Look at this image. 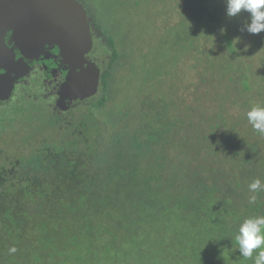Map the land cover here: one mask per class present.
Wrapping results in <instances>:
<instances>
[{
	"label": "trees",
	"instance_id": "obj_1",
	"mask_svg": "<svg viewBox=\"0 0 264 264\" xmlns=\"http://www.w3.org/2000/svg\"><path fill=\"white\" fill-rule=\"evenodd\" d=\"M225 8V0H201L195 7V17L196 20L203 21L206 29L201 33L194 31L189 33L191 44L188 47L173 42L174 50L180 53L172 60L175 65L178 64L175 63L176 61L180 63L181 58L193 50L197 52L193 55L195 61L193 65L196 68L203 66L199 71H192L193 77L198 78L196 82L205 79L207 72L211 75L209 79L206 78L211 82V86L206 87L205 91L200 90L199 93L196 92L195 84L193 86L190 84V74L185 80L186 85L178 86L182 78L181 70L184 68L182 65L178 70V77L171 81L172 94L177 93L179 88V97L193 103L194 113L197 115L194 116V120L187 123V127L182 125L179 129L175 127L172 129L173 126L170 129L162 127L157 133L147 134L145 140L138 144L139 146L118 145L117 147L122 146V148L115 151L117 154L115 157H122L127 152L125 160L133 156L132 166L138 162L154 163L152 168L154 167L157 172L156 180L160 179L164 188L151 189L147 185L140 193L136 190L138 192L135 197L130 199L133 212L130 210L131 213L124 216L126 220L124 218L120 221L116 218L111 220L97 218L95 221L85 219L78 229L51 227L49 233L51 232L50 235L55 237L57 244L55 257L46 250L47 229L36 225L34 226L36 236H32V239L27 237L25 233L27 228H24L29 217V212L25 209L26 201L20 198L19 208L22 209H18V214L11 213L10 216V210L5 207V201L2 199L0 212L6 224L0 228V242L5 244L6 248L4 254L0 256V264H253V260H245L240 256L235 235L239 223L244 219L264 215V191L256 194L257 201L254 204H250L248 197L245 196L248 192L246 187L251 182L247 180V175L251 172L250 155L263 146L261 139L263 135L259 133L250 143L243 145L240 133L245 130L239 129L240 133L233 130L235 123L238 122H233L234 127L230 128L229 126L232 125L226 124L227 120L221 118L225 113L213 114V112L222 110L225 112L231 105L229 101L238 103L239 110L245 108L243 98L250 106V102L253 101L250 100L253 95L251 92H254L255 88L249 83V77L253 84L264 77L255 78L254 71L248 74L251 66L242 58L245 55L259 57L264 53V32L252 35L243 31L244 25L250 22L248 13L242 12L239 16L228 17ZM179 12L180 19L174 16L173 22H179L189 13L186 14L184 7ZM89 20H92L91 26L92 24L93 26L90 27L92 32L101 37L103 30L93 17L88 19L89 26ZM90 34V48L96 56L99 50L96 49L95 37L91 31ZM104 37L111 46V54L108 60L101 59L105 63L97 61L98 68L100 64H105V67L103 73L98 74L96 90L88 95V97L91 96L90 98L83 101L84 111H81L79 121L76 124L65 123L59 136L53 138L49 134L41 133L39 139L34 138L37 143L35 145L32 140L34 134L39 135L42 132V129L35 128L34 134L30 131L27 135L19 134L21 145L19 148L12 149L10 145L15 140L13 136L16 118L30 117L32 114L29 112H35L33 116L37 117L39 114L29 108L32 105L29 97L19 101L11 97L10 100L6 99L0 103V126L11 125L13 128L11 132H0V154L3 155V158H0L1 194L4 191L3 185L12 183L10 179L16 178L14 173L19 174L18 179H20V176L36 174L42 170L49 171L62 152L68 155L72 152L69 151L70 149L76 151L78 146L84 148L86 155H91V164L100 167L102 171L111 173V169L119 163L118 161L109 168L112 162L110 156H106L105 161L101 162L100 156H96L98 151L92 150L91 144L84 136L88 126H95L93 109L99 105L102 106L109 98L110 80H113L111 74L119 72L113 64L123 54L122 52L120 54L117 41L115 42L113 37L107 35ZM242 41L246 42L247 46H242ZM213 44L218 49L225 47L240 60L236 63L229 60L225 63H221L220 60H211L216 59ZM176 45L180 47L179 50L176 49ZM261 60L264 61V58ZM261 60L258 62L263 63ZM185 69L190 68L185 67ZM222 69L227 73L234 69L229 78H235L234 83L237 79L236 84L228 82L230 85L223 86L228 76L224 77ZM215 83H220L221 95L214 91ZM97 91L101 92V95L94 100ZM245 92L249 94L248 97L244 94ZM234 94L237 98L230 99L229 97ZM199 99L206 100L210 104L207 108L204 105L203 108ZM214 102L219 106H216ZM259 105H264V99L259 102ZM49 110L52 111L49 116H53L50 118L53 124L66 121V117H69L72 112L59 113L53 108ZM202 110H208L209 115H201ZM84 121H92V123L88 126L85 123L82 125ZM249 126L252 127L251 124ZM66 131L68 132L65 133ZM64 133L68 134L66 140H63ZM1 141H4L6 145ZM31 144H33L32 147L28 148L27 146ZM23 145L26 147L23 148ZM10 149L20 153H14ZM6 151L13 152L17 158L12 159L13 157L8 156ZM54 155H56L55 159ZM66 166L69 165L66 164ZM231 170L234 177L236 175L242 178L245 175L246 178L230 179ZM222 171H228L229 179L222 176ZM224 182H226L225 185H221ZM134 189L137 187H134L132 192ZM242 195L244 199L241 202ZM11 247H15L17 251L9 253Z\"/></svg>",
	"mask_w": 264,
	"mask_h": 264
},
{
	"label": "rangeland",
	"instance_id": "obj_2",
	"mask_svg": "<svg viewBox=\"0 0 264 264\" xmlns=\"http://www.w3.org/2000/svg\"><path fill=\"white\" fill-rule=\"evenodd\" d=\"M78 1L87 10V19L93 17L103 30L102 32H104L101 33V37L95 33L93 34L96 49L99 50V53L95 56L90 48L91 50H87L83 54L85 60L90 61L91 58L100 63L108 60L111 54V46L106 42L104 35L113 37L114 41H117L120 54L121 52L123 53L120 56L121 58L119 57L113 64L119 72L111 74L113 80H110L109 98L104 101L102 106L99 105L93 109L92 115L95 118L93 120L95 121V126H88L92 121L82 122V125L85 123L88 126L84 136L87 138L88 143L91 144L92 150L98 151L96 156H100L101 162L105 161L106 156H110L112 162L109 168L113 167L118 161L119 163L111 169V173L105 172V170L102 171L100 167L91 164V155H86L84 148L78 146L79 148L77 147L76 149L78 150L76 151L69 150L72 151L68 154L70 158L62 152L59 156L60 160L58 158V161L55 162V165L49 171L45 172L42 170L36 174L20 176V179H18L19 174L14 173L13 175L16 178L10 179L12 183L4 184L2 187L4 191L2 194L0 193V200L3 199L5 201V207L10 210V216L11 213L18 214V209H22L19 208L18 201L20 198L26 201L25 209L28 210L29 217L24 224V228H27L25 233L29 239H32V236H36L34 226L40 225L42 228L47 229L48 236H45V239L47 238L46 250L53 257L56 256L57 244L55 237L50 235L51 232L49 233L51 227L78 229L82 226L85 219L95 221L97 218H102L103 220L116 218L120 221L125 215L127 216L131 213L130 210L133 212L130 207V199L135 197L138 192L136 190H139L140 193L142 188L147 185L151 189L156 187L159 189L164 188L162 187L163 182L160 179L156 180L158 178L157 172L154 167L152 168L154 163L138 162L135 166H132L133 156L125 160L127 152L122 157H115L117 155L115 151L126 144L132 147L141 144L147 134L157 133L162 127L170 129L173 126L172 129L174 127L179 129L182 125L187 127V123L194 120V116L196 117L197 115L194 113L193 103L190 100L179 97V88H177V93L174 92L172 94L171 81L178 77V70L181 65L184 68L181 70L182 78L178 86L183 87L186 85L185 80L189 74L190 84L192 86L195 84L194 86L197 87L196 92L205 91L206 87L211 86V82L207 80L211 77L209 72L206 73L207 79H201L198 82H196L198 78L193 77L192 71H199L200 67H203L200 65L196 68L193 65L195 63L193 55L197 52L191 50L185 57L181 58L180 63L176 61L175 63H178L176 65L172 62L174 58L180 55L178 51L174 50L173 42H178L180 46L188 47L191 44V38H189L188 34L192 31L201 33L206 29L203 21L201 19L196 20L195 17V7L201 0ZM182 7L186 9V14L189 13L187 15L183 14L186 16L182 17L179 22H173L175 20L174 16L180 19L179 10H182ZM89 29L92 33L91 28ZM5 35L4 43L6 44ZM241 44H243L242 46H247L244 41ZM213 46L215 47L214 50H216V59L212 58L211 60H220L221 63H225L228 60L236 63L237 60H240L237 55L234 56L225 47L218 49L215 44ZM175 47L177 50L180 49L177 45ZM243 52L246 53V51ZM256 56L248 57L245 55L242 59L251 66L248 74L254 71L253 75L255 78L264 77V61L261 60L264 58V53L259 57ZM259 60L263 63H259ZM216 66H218V63H216ZM104 67L105 64H100L98 71L103 73ZM185 67L190 69L186 70ZM233 70L231 69L229 70L230 73H227L222 69L224 77L228 76L227 82L224 81L223 86L234 83L235 78H229ZM236 82L237 79L234 84ZM249 83L255 88L254 92H251L253 95L250 99L253 100L250 102V106L253 107L259 105V102L264 99V79L261 78L258 83L253 84L249 77ZM50 91L52 90L49 86L45 91L41 87H36L35 91H33L35 97L31 100L32 105L29 108L35 110L39 116H33L35 112H29L32 114L30 117L22 116L16 118L15 135L13 136L15 140L10 145L12 149L19 148L21 145L19 134L21 136L27 135L29 131L34 134L33 129H42L39 135L34 134L32 140L35 143L34 138L39 139L41 133L49 134L54 138L59 136L60 131L64 129L65 123L76 124L79 121L80 113L84 111L82 105L85 103L82 101L74 105L75 101H72L70 103L72 105L70 112H72L69 117H66V121L51 123L50 118L53 116H49L50 112L52 113L49 109L52 108V105L48 103L49 97L46 95ZM214 91L221 95L222 88L220 83H215ZM244 94L247 97L249 96L246 92ZM100 95L101 92L97 91L94 100L99 98ZM229 98L235 99L237 96L234 94ZM229 102H231V105L226 108L225 112L222 110L221 112H213V114L225 113L221 118L227 120L226 124L232 125L229 126L230 128L234 127L233 122L237 121L240 125L235 123L233 130L237 131V133H240L239 129L245 130L240 133V137L243 139L242 144L250 143L259 134L252 127L250 128V123L245 114L251 107L246 103L245 98H243V106L245 108L240 110L238 109V103L235 101ZM199 103L203 108L204 105L207 108L210 104V102L201 101V99H199ZM214 104L219 106L215 102ZM207 111L202 110L200 114L208 116L209 113ZM11 129H13L11 125L0 126L1 133L11 132ZM250 129L251 131H249ZM65 133L63 140L68 137V134ZM41 138L45 139L44 136H41ZM263 138L264 135L261 138L263 146L259 151H253V154L250 155L251 172L247 175V180H251V182L254 179H260L264 183ZM1 142L5 144L4 141ZM26 145H23V148ZM32 145L27 147L30 148ZM118 145L122 146L117 147ZM12 149L10 150L14 151ZM6 152L8 156L13 157L12 159L17 158L14 153H20L16 151L14 153ZM0 158L2 159L3 155L0 154ZM55 158L56 155H54ZM223 161L228 163L227 160L223 159ZM66 164L69 166H66ZM221 173L226 179H229V177L234 180L235 178H246L245 175L242 178H238L236 175L234 177L232 170L229 177L228 171H222ZM214 178L216 179V175H214ZM225 183L221 185L224 186ZM248 185L246 187L248 191L245 194L246 197L250 195ZM134 187H137V189L132 192ZM237 192H239V187H237ZM243 196L240 198L241 202L244 199ZM234 197L236 198L235 194ZM4 224H6V221L2 212H0V228ZM22 230L24 232V229ZM5 248L6 245L0 242V256L4 254Z\"/></svg>",
	"mask_w": 264,
	"mask_h": 264
},
{
	"label": "water",
	"instance_id": "obj_3",
	"mask_svg": "<svg viewBox=\"0 0 264 264\" xmlns=\"http://www.w3.org/2000/svg\"><path fill=\"white\" fill-rule=\"evenodd\" d=\"M7 31L13 45L24 52L36 51L45 43L55 44L70 66L71 83L82 81L74 70L85 61L83 54L91 47V34L86 9L78 0H0V68L6 70L14 63L12 48L4 43ZM93 68L88 81L82 76L87 90L77 91V97L91 95L96 90L99 71L96 64Z\"/></svg>",
	"mask_w": 264,
	"mask_h": 264
},
{
	"label": "flooded vegetation",
	"instance_id": "obj_4",
	"mask_svg": "<svg viewBox=\"0 0 264 264\" xmlns=\"http://www.w3.org/2000/svg\"><path fill=\"white\" fill-rule=\"evenodd\" d=\"M91 21L89 20V28L93 26V24L91 26ZM5 38L6 45L12 48L14 63L8 66V70L0 68V103L6 99L10 100L11 97L18 101L28 97L32 100L35 97L33 91L36 87H41L45 91L49 86L52 91L46 94L49 97L48 103L60 113H67L71 109L70 103L72 101H75L74 105H77V103L91 97L83 96L80 99L76 93L77 91L84 93L87 90V85L84 84L86 82L83 81L82 76L86 77L87 81L93 76V64L97 66L99 63L97 60L90 58V61L85 60L80 63V68L75 67L74 71L78 73L75 75L81 76L80 80L84 83L77 81L72 84L69 80L70 66L62 59L55 44L45 43L36 51L24 52L13 45L10 31L6 32ZM8 90L9 93L7 94Z\"/></svg>",
	"mask_w": 264,
	"mask_h": 264
},
{
	"label": "clouds",
	"instance_id": "obj_5",
	"mask_svg": "<svg viewBox=\"0 0 264 264\" xmlns=\"http://www.w3.org/2000/svg\"><path fill=\"white\" fill-rule=\"evenodd\" d=\"M225 4L228 17L239 16L242 12L248 13L250 22L244 25L243 31L252 35L264 32V0H225ZM246 117L252 128L264 135V106L251 107L246 112ZM248 188V202L254 204L257 201L256 194L264 191V183L260 179H254ZM235 241L241 257L253 260V264H264V215L251 216L240 222ZM16 251L15 247L9 249V253Z\"/></svg>",
	"mask_w": 264,
	"mask_h": 264
}]
</instances>
